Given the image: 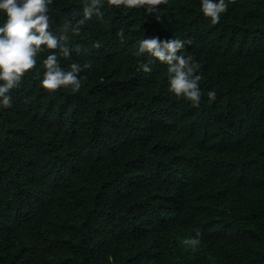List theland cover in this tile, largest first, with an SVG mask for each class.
<instances>
[{
	"label": "trees",
	"instance_id": "obj_1",
	"mask_svg": "<svg viewBox=\"0 0 264 264\" xmlns=\"http://www.w3.org/2000/svg\"><path fill=\"white\" fill-rule=\"evenodd\" d=\"M227 2L212 24L200 0L155 14L104 0L59 58L82 66L76 93L40 86L38 54L0 108V264H264V0ZM83 3L53 0L49 31ZM154 36L191 40L198 107L166 65L140 68Z\"/></svg>",
	"mask_w": 264,
	"mask_h": 264
},
{
	"label": "clouds",
	"instance_id": "obj_2",
	"mask_svg": "<svg viewBox=\"0 0 264 264\" xmlns=\"http://www.w3.org/2000/svg\"><path fill=\"white\" fill-rule=\"evenodd\" d=\"M53 0H0V108L12 104L11 90L18 87L22 79L37 65V57L47 52L42 60V78L40 86L49 91L70 88L73 93L79 92L86 77L80 75L82 66L72 62L67 68L60 63V57L68 58L71 49L68 46L69 34L81 32V26L94 15L102 16L104 0H84L82 16L73 22L65 19L59 27V34L49 31L50 5ZM168 0H107L109 6L119 9H144L147 14H155L158 6L167 4ZM227 0H200V8L212 24L221 19V14L228 9ZM160 17L157 16V20ZM124 39L123 29L117 33ZM191 40L180 38L161 40L158 36L143 37L138 41L137 55L147 54L153 58L140 63L145 73L152 71L153 61L167 66L168 89L177 98L190 101L198 107L201 101V76L198 74V62L191 55H184L183 49ZM51 50V51H50ZM91 69L92 64L83 65ZM210 101L216 98V92L209 90ZM195 235L186 237L184 244L198 247L201 230L194 229Z\"/></svg>",
	"mask_w": 264,
	"mask_h": 264
}]
</instances>
